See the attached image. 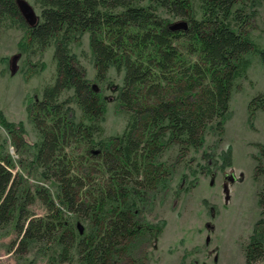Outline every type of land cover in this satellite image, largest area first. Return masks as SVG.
I'll list each match as a JSON object with an SVG mask.
<instances>
[{
  "label": "trees",
  "instance_id": "1",
  "mask_svg": "<svg viewBox=\"0 0 264 264\" xmlns=\"http://www.w3.org/2000/svg\"><path fill=\"white\" fill-rule=\"evenodd\" d=\"M257 1L34 0L38 22L29 27L15 0H0V30H23L32 53L53 48L55 61L52 82L28 105L37 138L24 164L41 182L32 189L14 177L0 150V232L13 229L19 252L47 246L58 262L113 264L123 257L130 264L138 261L133 240L145 236L154 246L164 222L140 214L148 193L166 187L171 174L161 161L164 151L186 157L203 148L207 130L221 137L247 55L264 59V49L247 35L246 7ZM169 19L186 20L188 30L169 31ZM83 35L96 81L104 82L111 66L123 72L114 100L126 124L109 139L102 138L105 100L72 52ZM248 110L264 111V93ZM2 123L11 135L23 132ZM258 147L256 171L264 175V144ZM258 195L260 216L243 248L244 264H264V186ZM36 202L39 216L29 210Z\"/></svg>",
  "mask_w": 264,
  "mask_h": 264
},
{
  "label": "rangeland",
  "instance_id": "2",
  "mask_svg": "<svg viewBox=\"0 0 264 264\" xmlns=\"http://www.w3.org/2000/svg\"><path fill=\"white\" fill-rule=\"evenodd\" d=\"M26 1L38 15L34 0ZM246 10L251 14L247 35L264 49V0ZM179 20L172 19L169 24ZM24 39L19 28L0 30V150L11 161L12 175L34 189L41 180L24 164L37 138L28 105L39 100L42 89L52 82L55 61L53 48L32 53ZM72 52L105 100L102 138L120 135L126 114L114 100V90L122 82V70L111 66L105 81H96L88 35L72 45ZM247 56L250 64L231 92L222 136L207 130L203 148L189 151L186 157L177 158L175 149L164 151L161 161L166 162L171 174L165 177L166 187L158 184L148 193L140 214L143 220L163 221L164 226L154 246L145 236L133 240L132 255L138 261L130 264H244L243 248L260 216L258 194L264 186V175L256 171L258 146L264 144V111L251 115L248 110L249 102L264 93V59L258 53ZM2 119L15 127L21 125L23 132L11 135ZM22 141L25 147L19 145L16 149L15 144ZM231 173L237 179L233 183L224 181L223 175ZM29 210L34 216L43 214L38 202ZM78 224L85 226L84 222ZM121 262L113 264H126L123 257ZM0 264L69 263L58 262L47 246H31L26 252H19L18 236L7 228L0 232Z\"/></svg>",
  "mask_w": 264,
  "mask_h": 264
},
{
  "label": "water",
  "instance_id": "3",
  "mask_svg": "<svg viewBox=\"0 0 264 264\" xmlns=\"http://www.w3.org/2000/svg\"><path fill=\"white\" fill-rule=\"evenodd\" d=\"M18 11L29 27H33L38 22V16L34 11V8L26 0H15ZM189 24L186 20H179L172 22L167 25V29L171 32H186L188 30ZM224 179L229 183H233L237 178L234 174H226ZM79 232L82 233L83 227L77 224Z\"/></svg>",
  "mask_w": 264,
  "mask_h": 264
},
{
  "label": "flooded vegetation",
  "instance_id": "4",
  "mask_svg": "<svg viewBox=\"0 0 264 264\" xmlns=\"http://www.w3.org/2000/svg\"><path fill=\"white\" fill-rule=\"evenodd\" d=\"M225 175H226V174L223 175V180H224V176H225ZM224 181H225V180H224ZM225 184H226V183H223V185H222V186L224 187V189H225Z\"/></svg>",
  "mask_w": 264,
  "mask_h": 264
}]
</instances>
